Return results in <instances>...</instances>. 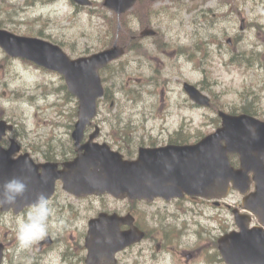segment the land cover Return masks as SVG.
Returning <instances> with one entry per match:
<instances>
[{
    "label": "rangeland",
    "instance_id": "374dc122",
    "mask_svg": "<svg viewBox=\"0 0 264 264\" xmlns=\"http://www.w3.org/2000/svg\"><path fill=\"white\" fill-rule=\"evenodd\" d=\"M103 1L92 0L88 7H77L73 0H0V28L56 43L71 57L109 48L121 29V45L131 29L137 35L145 28L157 31L141 42L139 50L156 53L158 63H129L130 54L126 52L102 73L112 95L100 102V117L105 122L102 140L115 145L120 133L122 137L133 136L136 144L142 143L140 140L161 143L180 131L176 136L181 141L193 143L220 124V120L217 124L213 121L218 110L232 113L236 109L239 114L248 97H256L253 107L258 106L259 112L264 110V0H141L143 4L135 3L137 16L132 10L118 16ZM200 7L208 12L201 13ZM148 21L152 22L150 27H146ZM228 37L232 38L230 45ZM160 44L166 45L165 55L154 50ZM174 47H178L177 52ZM187 52L192 54L191 59ZM240 53L257 56L259 61L251 59L254 62L250 65L230 62ZM140 56L148 59V54ZM155 69L161 73V84H144L142 80L139 85L132 80L139 75L147 79ZM186 81L204 84L203 92L214 102L212 108L192 105L183 90ZM66 93L63 76L29 60L12 58L0 47V120L16 124L15 133L8 135L13 134L24 151L32 153L31 149L41 144L56 145L54 149L62 147L61 143L67 145L68 123L74 124L78 103ZM101 197L69 200L73 212L64 214L63 223L72 228V240L86 233L88 220L100 210L132 206L126 200ZM231 198L235 201L240 195L235 192ZM163 205L161 201L133 203L134 208L143 211L140 217L149 237L134 247L131 264H172L173 253L165 246L179 252L196 247L195 264H210V254L205 252L223 234L220 225L225 227V218H229V224L233 222L232 213L216 211L203 202L194 205L174 200L166 211ZM21 219L0 210V241L8 238L12 246L17 244L16 228ZM58 221L57 216H51L48 229L59 230ZM8 248L6 264H19L14 249ZM128 255H122L121 261L126 262ZM51 260L42 259L41 264Z\"/></svg>",
    "mask_w": 264,
    "mask_h": 264
},
{
    "label": "water",
    "instance_id": "95a60500",
    "mask_svg": "<svg viewBox=\"0 0 264 264\" xmlns=\"http://www.w3.org/2000/svg\"><path fill=\"white\" fill-rule=\"evenodd\" d=\"M90 5L91 0H74ZM136 0H104V6L118 16L126 12ZM143 34H152L145 30ZM0 47L11 57L30 60L43 68L58 72L65 80L68 91L78 101V119L71 137L78 146V154L62 163H36L28 152L13 158L20 147L12 141L9 148L1 146L3 136L13 125L0 120V188L4 181L19 177L28 184V191L15 206L0 207L19 213L30 206L37 194L49 198L55 183L77 197L108 193L116 198L169 200L184 194L207 199L224 197L230 188L244 197L245 208L255 213L264 225V121L248 114H230L218 111L221 124L215 131L199 141L186 145L140 148L138 157L125 160L105 143H81L84 131L97 112V100L104 88L99 70L120 57L124 49L116 42L107 49L70 58L58 45L37 37L20 36L0 28ZM189 98L199 106H210V98L196 86L184 83ZM230 154L239 157V168H234ZM250 173L252 176L250 177ZM254 182L255 189L250 192ZM240 230L219 239V249L229 264H264V231L260 227L248 228L249 217L235 214ZM133 219L106 212L89 219L85 236L88 250L87 264L114 262V254L141 240L144 233L132 226L127 231L120 224H132ZM2 247L0 246V261Z\"/></svg>",
    "mask_w": 264,
    "mask_h": 264
},
{
    "label": "flooded vegetation",
    "instance_id": "af4514ba",
    "mask_svg": "<svg viewBox=\"0 0 264 264\" xmlns=\"http://www.w3.org/2000/svg\"><path fill=\"white\" fill-rule=\"evenodd\" d=\"M187 1L197 2L199 0H187ZM138 2H140V4H143L141 2V0H139V1L137 0L136 4ZM135 5L132 7V9H130L133 12L132 13L133 16H137L135 14V12L138 9H137V7H135ZM200 8H201V13L208 12L205 9H202L203 7H200ZM146 17H148V16L146 15ZM132 20H133V18H132ZM151 24H152V22L148 21L146 23V27L147 26L150 27ZM147 29L153 30V33L151 35L157 34V31L155 29H153V28H147ZM146 39H148V35L147 36L137 35L131 29V31L128 34L127 44L125 46L126 51L130 54L129 55V57H130L129 63H138L140 61L141 62L140 66H143V65H147L146 62H148V64L152 66L156 62L158 63V60L160 61V58L156 55V53H152L151 50H149L147 52L146 51L140 52L139 46H141L142 45L141 42H143ZM227 40H232V38L228 37L226 39V41ZM159 46L160 47L158 49L154 48V50H156V52H158V53L165 55L167 53L166 45L160 44ZM218 46H219V50L221 51L222 43L219 42ZM174 48H176V47H174ZM177 48H176V52H177ZM140 53H142L144 56L146 54H148V59L145 57L146 59L142 60L143 57L140 56ZM187 54L189 55V57L191 59L192 54L189 52H187ZM160 74L155 69L154 74L147 77V79H146V77L143 79L142 76L139 75V76L133 77L132 80H134L139 85H141L140 83L142 82V80L144 81V84H147V83L152 84V85L153 84L154 85L155 84H161ZM163 83L167 85L168 84L167 79H165L163 81ZM99 116H100V114H99ZM74 119H75V117H74ZM96 120H99V121H96ZM104 124H105V122L102 121V118H96L92 122V124L87 128L83 141L88 140L89 134H90L89 132L91 129H93V128L95 129V125H99L101 127V125H104ZM72 129L73 128L67 129L69 132L67 135L68 138L66 139L67 145H65V143H61L62 145L61 144L60 145L62 147L57 146L59 148L54 149V147L56 145L41 144V145L37 146L36 148L31 149V150H33V152H32L33 154L31 153L33 160L36 163H43V162L56 163L57 167L59 169L62 168L63 162L73 159L78 154V148L79 147L74 144L72 137H71V130ZM7 140H8V138H6L3 141L4 147L9 146ZM165 144H175V143H172L170 140H167L166 142H161V143H156V142H145L144 143V141H142V143L140 145H138V148L163 147ZM120 148H122V149L127 148L130 151L129 146H127V145L121 146ZM23 151H24L23 148H21L19 152L14 153L12 156L16 157L20 152H23ZM136 154L137 153H135L133 157L137 156ZM238 166H239V162H237L235 167H238ZM60 186H61V182L59 180H57L55 192L48 199L50 207L54 210V215L57 216V218L59 219L58 226H57V228L59 230H56L57 231L56 232V231H53L51 229H48V234L43 240L39 241L32 248L25 250V251H22V252H17V244H14L12 246L13 243L10 239L6 238L4 240V238H3L0 241L2 246H3V255L1 257L0 264H6L9 246H11L14 249V253L16 254L15 258L19 264H27V262H30L32 264H41L42 259H45L48 257L52 258V260L50 262H48L47 264H85L86 263L87 256H88V250L86 248V243H85L86 233L84 232L83 235H79L76 239L72 240L69 236V229H72L69 226V223H66V224L65 223H62V224L59 223L60 221L63 222L64 214H67L68 212H73L72 207L70 206L69 200L74 199V198L81 200V199H84L85 197H75V196L63 191L62 189H60ZM252 189H253V187H252ZM234 193L235 192H231L226 198L220 199V200H205V199H201V198H198L195 196H188V195L183 196V198L179 199V200L188 201L189 203H192L194 205H198V203H202V202L208 203V205L210 207H214V209H216V211H221V212L227 211V212H231V213H235V214H239V215L248 213L246 211V209H244L243 195H240V198L233 201V198H231V196ZM103 197H108V196H102L101 198H103ZM87 198H91V197H87ZM113 199H114V201H123V200H117L115 198H113ZM126 201H129L130 203H132V206H129L126 209L113 208L112 210H107V211L104 210V211L108 212V213H117V214L122 215V216L127 215L128 218H130V216H132V218H133L132 224H120L119 229L121 231H127L132 226H136L138 229H140L144 232V238L141 241H139L135 244H131L130 246H128V247L122 249L121 251L117 252L115 254V259H113L114 262L112 264H131L132 262H134V260H132V259L129 260V258L131 257V254L133 252L134 247L136 245L142 243L144 240H146L149 237L148 231L142 223L143 218L140 217V213L143 211H141L137 208H134L133 203H135V202L133 200L126 199ZM157 201H161L164 204L163 210H165V211L169 210V208H167L168 203L172 202V201L174 202V200L163 201L159 198H156L151 202H146V201L144 202L143 201V202H139V203H143L145 205H150V204H154ZM29 210H30V207L23 209L19 214H13L11 211L9 212V214H13L15 216V218L21 219L23 217V215L25 213H27ZM76 210L79 214L80 211H79L78 207H76ZM225 215H227V214H225ZM248 215H249V220H250L249 226L252 227V226L260 225L259 221L253 216V214L249 213ZM59 216H61L62 218H59ZM79 216L80 215H78V217ZM70 221H73V218L69 219V222ZM225 222H227L225 227H223V224L220 225V228L224 229V233L234 231V230H238L237 225L235 224V217H234V222H231L229 224V218L228 217L225 218ZM71 224L73 225V223H71ZM166 224H168V223H166ZM161 226H164V225H161ZM60 234H61V237L59 238ZM161 242L166 243L164 241H161ZM212 244H213L212 249L205 252V253L210 254V257L207 258V259H210L209 263L210 264H228L222 258L221 254H220L218 239L213 240ZM165 247H166L167 251H170L173 253L172 264H195L197 261L198 252H197L196 247H194L193 249L192 248H186L184 250L182 249L183 251L181 250L180 252L176 251L173 247H169V246H165ZM159 248H161V246ZM128 253H129V255L127 256L126 262H122L121 261L122 255H124V254L127 255ZM55 257L57 258V262L53 261L55 259ZM99 264H104V262H100Z\"/></svg>",
    "mask_w": 264,
    "mask_h": 264
},
{
    "label": "clouds",
    "instance_id": "9594fccd",
    "mask_svg": "<svg viewBox=\"0 0 264 264\" xmlns=\"http://www.w3.org/2000/svg\"><path fill=\"white\" fill-rule=\"evenodd\" d=\"M28 191V184L24 179L12 177L4 181L0 188V207L15 206L19 199ZM54 215V210L49 205L45 193L37 194L26 218L18 222L16 228L17 252L32 248L48 234L49 218ZM60 224L63 222L60 221Z\"/></svg>",
    "mask_w": 264,
    "mask_h": 264
},
{
    "label": "trees",
    "instance_id": "16d2710c",
    "mask_svg": "<svg viewBox=\"0 0 264 264\" xmlns=\"http://www.w3.org/2000/svg\"><path fill=\"white\" fill-rule=\"evenodd\" d=\"M120 32H118V40L119 38L121 39L124 32L121 30H119ZM251 59H254V60H258L259 61V58L257 56H254L252 54H246V53H240L238 54V56H233V58L230 60V62L232 63H236V64H239V65H242L244 64L245 62H248L249 65L250 64H253V60ZM261 63V62H260ZM109 67V66H108ZM108 80V79H107ZM67 97H71L68 93H66ZM112 98V95L109 94V89L106 87V94H105V100H109ZM69 99V98H67ZM256 101V97H251V98H246V100L244 101V105L242 108H240V112L241 113H245V114H248V115H252V116H256V117H259L261 119L264 120V110L262 112H259L258 109V106H256L255 108L253 107V104L252 102ZM232 113H237V110L236 109H233ZM213 121L217 124L219 119L218 117H216L215 119H213ZM202 136H200L201 138ZM198 138V139H200ZM197 139V140H198ZM178 141H174L175 143H179L181 141V138L177 139ZM180 140V141H179ZM181 143H184L183 141H181ZM233 159V157L231 158V160Z\"/></svg>",
    "mask_w": 264,
    "mask_h": 264
},
{
    "label": "bare ground",
    "instance_id": "6f19581e",
    "mask_svg": "<svg viewBox=\"0 0 264 264\" xmlns=\"http://www.w3.org/2000/svg\"><path fill=\"white\" fill-rule=\"evenodd\" d=\"M181 142V141H180Z\"/></svg>",
    "mask_w": 264,
    "mask_h": 264
}]
</instances>
